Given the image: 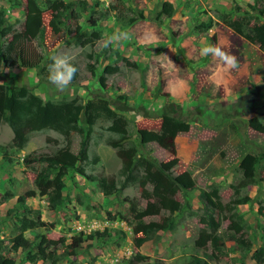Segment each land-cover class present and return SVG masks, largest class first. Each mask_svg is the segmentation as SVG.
<instances>
[{"label": "rangeland", "instance_id": "1", "mask_svg": "<svg viewBox=\"0 0 264 264\" xmlns=\"http://www.w3.org/2000/svg\"><path fill=\"white\" fill-rule=\"evenodd\" d=\"M46 1L53 0H0V29L10 28L8 34L0 36V86L7 91L24 86L42 101L52 103L72 99L79 104L106 101L113 119L125 123L128 140L123 148L132 147L136 157L156 164L175 159L172 176L191 167L194 189L175 194L174 199L182 206L174 217V229L152 233L135 248L133 239L139 236H134L129 226L130 234L115 229L120 222L110 224L106 212H125L124 197L138 201L142 210L146 203L153 202L150 185L139 188L136 183L126 184L115 195L106 197L95 183L70 171L63 180V203L51 212L46 207L47 198L37 193L34 177L53 153L64 148L76 151L79 134L63 138L48 130L30 133L24 147L15 150L6 148L11 132L0 123V252L17 264H30L22 261L21 252L9 248L10 239L17 233V219L25 218L36 223L23 233L31 241V254L45 255L44 245L49 241L63 239L64 244L70 243L71 236L79 235L73 228L77 224L87 242L75 256L34 264H124L125 258L135 254L145 259L134 264H176L177 257L188 250L196 232L203 228L198 223L203 208L197 195L212 189L217 190L221 205L248 198L246 204L233 209L243 218L244 227L237 237L251 248L260 247L259 237L264 238V133L253 130L250 120L264 125V53L234 35L221 23L219 15L230 14L231 19L255 17L257 9L262 8L261 1L56 0L60 9L69 4L77 11L76 3L84 1L85 10L78 11L79 20L64 19L62 14L69 13L68 9L60 15L51 13ZM167 9L172 13L167 15ZM36 11L41 16L43 36L26 47L28 53L43 56V61L37 68L6 66L3 58L11 48L12 34L21 30L26 14ZM51 17L58 23H53ZM117 31L128 32L129 38L105 48L103 42ZM152 34L157 38L152 39ZM204 43H218L235 54L239 68L217 76L214 84L209 77L217 71L218 61L199 55ZM67 49L76 52L79 72L69 89L60 92L47 81V66L53 54ZM170 81L175 86L170 87ZM122 105L128 110H119ZM163 115L183 121L188 127L173 139L174 155L155 143L140 144L138 140L139 130L159 132ZM78 126L83 128L84 123L80 121ZM111 126L112 120L104 118L96 119L92 125L86 143L87 159L79 165L85 175L108 177L117 173L120 161L116 148L107 145L108 141L116 145L117 136L108 130ZM246 156L255 159L250 176L240 168ZM24 157L35 162L24 164ZM141 190L145 199L141 198ZM30 191L34 196L25 199V207L30 209L26 213L16 200ZM165 215L162 212L142 221L151 226ZM212 215L219 226L217 235L225 240L229 213L213 211ZM94 231L103 233L100 242L94 239ZM57 248L59 254L64 245L57 244ZM225 262L232 261L223 259L221 264Z\"/></svg>", "mask_w": 264, "mask_h": 264}, {"label": "trees", "instance_id": "2", "mask_svg": "<svg viewBox=\"0 0 264 264\" xmlns=\"http://www.w3.org/2000/svg\"><path fill=\"white\" fill-rule=\"evenodd\" d=\"M255 4L261 1L262 8L257 9L255 17L246 16L238 19H231L230 14H220L221 23L228 28L234 35L246 41L248 44L256 45L258 50L264 53V1L253 0ZM47 7L51 13L58 15L62 14L66 9L69 13L62 14L64 19L79 20V10H85L84 1H78L76 4L79 7L73 9L69 4L64 9H60V3L56 0L46 1ZM172 11L167 9V15ZM262 19L258 23L257 19ZM53 23H58L55 17H51ZM3 23L0 20V26ZM8 29L4 27L0 29V36L8 34ZM43 25L41 16L38 11L28 13L25 15L21 30L13 33L11 36V48L6 57L3 58L4 63L8 67L18 66L21 68H37L43 61V56L37 55L33 52L28 53L26 45L34 39H42ZM50 61H48V64ZM43 71V67L40 69ZM119 110L126 111L128 107L122 105ZM142 116H146L142 112ZM114 114L109 109L106 101L97 100L87 101L84 104H79L77 99L69 101H62L52 103L42 101L37 96L33 95L26 87L7 91L0 86V123L5 124L10 132L11 139L6 148L20 150L28 141L30 133L40 131H52L63 138H68L70 135L79 134L77 143V150L72 151L69 148L53 153L49 160L46 161L45 166L36 173L33 184L37 190L38 195L47 198L46 207L49 211L57 210L63 203V189L64 177L70 172L74 171L80 177L89 182L95 183L98 191L103 196L115 195L120 189L124 188L126 184L136 183L139 188L144 185L152 187L153 202L146 203L141 210L138 201L124 197L123 201L127 204V209L123 213H115L111 215L106 212V217L111 221L124 222L130 227L131 233L134 236L133 246L139 248L144 242L145 238L155 232L172 231L175 227L173 223L175 215L181 211V204L174 199L175 194L179 190L192 191L194 183L191 178L192 168L187 166L186 169L176 175L172 176L170 170L175 164V159L169 162L156 164L145 158L136 157V151L130 147L123 148V144L127 142L128 135L125 129V123L121 119H113ZM98 118L112 120L113 126L108 130L113 132L116 136V145H112L110 141L108 146L116 148L115 155L120 161V167L117 173L113 176L96 177L93 175H85L84 170L79 165L85 163L86 143L87 137L92 125ZM84 123L83 128L86 129L83 133V128L78 126V123ZM250 127L256 132L264 133V125H259L254 119L250 120ZM187 124L183 121H178L162 116L159 132H150L139 130L137 132L140 144L155 143L163 150L168 151L174 155L173 139L176 134L187 131ZM4 154L2 158H4ZM96 158H93V162ZM24 164H32L35 159L24 157L22 159ZM255 159L246 156L240 162V168L246 176H250L253 169ZM135 173V174H133ZM140 173V174H139ZM141 198L145 192L141 190ZM34 196V191L25 193L17 197L16 204L20 208H24L26 213H29L25 207V199ZM212 199L214 201H212ZM248 198L244 197L239 200H230L228 203L221 205L216 189L209 192L201 191L197 195V202L203 208V215L198 218V223L203 227L195 234L194 247L201 250L202 254L198 257H192L189 263L181 264H207L206 260H211L223 254L224 241L233 243V250H249L246 244L237 237L238 233L243 230L242 217L233 213L235 206L243 205L248 202ZM229 213L227 220V236L225 240L219 237L216 233L218 229L217 223L214 221L212 212ZM162 212L166 215L160 217L158 223L151 226L142 221L144 217L160 216ZM36 219L39 221L38 215ZM36 226V223L28 222L25 218L17 219V225H14V230L17 232L14 237L10 239V250L12 252H21L22 261L34 264L38 261L45 262L57 258L75 256L80 250L84 239L82 235L71 236L70 243L64 244L63 239L58 242L49 241L44 245L46 251L45 255L38 256L35 253L31 254V241L23 236V233L30 227ZM246 227V226H245ZM98 238L103 237V233H94ZM57 244L64 245V249L57 254ZM209 249V254L206 252ZM254 264H264V247L260 246L250 255ZM145 257L135 254L131 258L126 259L124 264H134L144 261ZM123 263V262H122ZM0 264H17L14 259L8 255L0 252ZM121 264V263H120ZM155 264H162L161 261H155Z\"/></svg>", "mask_w": 264, "mask_h": 264}, {"label": "clouds", "instance_id": "3", "mask_svg": "<svg viewBox=\"0 0 264 264\" xmlns=\"http://www.w3.org/2000/svg\"><path fill=\"white\" fill-rule=\"evenodd\" d=\"M129 38V33L126 31H117L112 34L107 40L103 42V46L107 48L111 44H118L121 40ZM152 39H156L154 34L151 35ZM199 55L201 57H213L217 64V71L210 75L209 79L215 84L217 76H223V74L230 73L233 70L239 68V60L237 56L229 51L224 50L218 43H204L199 49ZM169 64H172L168 57ZM76 52L71 49L58 50L50 58V63L47 66V81L50 85L54 86L57 91L63 92L69 89L70 85L74 81L79 72V68L75 63ZM180 83H184L180 81ZM169 86H175L172 81L169 82ZM81 231V229H77ZM81 233H79L80 235ZM77 235V236H79Z\"/></svg>", "mask_w": 264, "mask_h": 264}, {"label": "crops", "instance_id": "4", "mask_svg": "<svg viewBox=\"0 0 264 264\" xmlns=\"http://www.w3.org/2000/svg\"><path fill=\"white\" fill-rule=\"evenodd\" d=\"M25 205L28 206L27 205V201H26ZM111 223H113V221L110 222V224ZM173 223L175 224L174 220H173ZM116 224L118 226L115 227V229L118 228L117 230H121L124 234H128V233L130 234L129 227L124 222H120V223H116ZM125 226H127L128 228L125 227ZM256 226L261 228L260 224H256ZM73 228L76 229V230H74V232L76 233L78 231L77 230L78 228L81 229V225L77 224ZM90 230L91 229H89V231ZM95 232H98V231H94V233ZM77 233L78 234L81 233L82 238H84L83 237L84 232L82 231V229H81V231H78ZM98 233H100V232H98ZM100 234H102V233H100ZM106 238H109V235H106ZM94 239L96 240V242H100V238H98L96 235L94 236ZM259 240L261 241V244H262L261 246L264 247V238L263 237H259ZM232 245H233L232 242H229V241L226 242L225 241L224 242V249L222 250L223 254L220 255V256H217V257H216V254H215V258H213L211 260H206V263L207 264H221L223 259H225V261H227V259L230 258L231 261H232L230 264H254L253 260H251V258H250V255H251V252L254 251L255 248L259 247V245H257L255 248H253V247L251 248L247 244L246 246L249 248V250H233V246ZM83 246L84 247L87 246L86 240H84V243H82L81 247H83ZM174 252L176 253V251H174ZM201 252H202L201 250H199V249L194 247V239H193V243L188 248V250H186V252L184 254H182L181 256L177 257L178 259H176L177 260L176 264L189 263L192 260V257H198L199 258L201 256V254H202ZM206 252L209 254L210 251L207 249ZM125 259H127V258H125ZM120 263H118V264H120ZM224 264H227V263L225 262Z\"/></svg>", "mask_w": 264, "mask_h": 264}]
</instances>
